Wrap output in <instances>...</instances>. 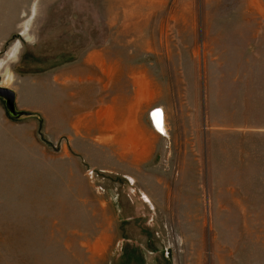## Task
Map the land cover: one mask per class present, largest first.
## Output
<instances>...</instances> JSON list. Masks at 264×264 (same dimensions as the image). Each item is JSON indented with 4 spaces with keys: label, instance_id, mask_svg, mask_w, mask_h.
<instances>
[{
    "label": "rangeland",
    "instance_id": "rangeland-1",
    "mask_svg": "<svg viewBox=\"0 0 264 264\" xmlns=\"http://www.w3.org/2000/svg\"><path fill=\"white\" fill-rule=\"evenodd\" d=\"M0 88V264H264V0H0Z\"/></svg>",
    "mask_w": 264,
    "mask_h": 264
},
{
    "label": "water",
    "instance_id": "water-1",
    "mask_svg": "<svg viewBox=\"0 0 264 264\" xmlns=\"http://www.w3.org/2000/svg\"><path fill=\"white\" fill-rule=\"evenodd\" d=\"M0 98L4 101L5 111L10 118L18 119L22 116H26L24 113H21V112H18L15 110V108H14V99H15L14 92H12L11 90L5 89V88H0ZM154 113H155V116L157 117V119H156L157 125L159 124L158 121H160V125H161V120H160L161 113H160V111L154 110L151 113V116H153Z\"/></svg>",
    "mask_w": 264,
    "mask_h": 264
},
{
    "label": "bare ground",
    "instance_id": "bare-ground-1",
    "mask_svg": "<svg viewBox=\"0 0 264 264\" xmlns=\"http://www.w3.org/2000/svg\"><path fill=\"white\" fill-rule=\"evenodd\" d=\"M11 54H13V52ZM152 117H153V125H154L155 129H157L158 131H160L162 127L160 125V121H158L159 124L157 125V122H156L157 117L155 116V113H154V115ZM160 120H161V117H160ZM161 131H163V128H162Z\"/></svg>",
    "mask_w": 264,
    "mask_h": 264
}]
</instances>
